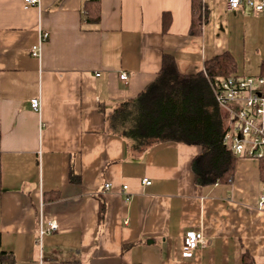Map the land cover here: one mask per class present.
<instances>
[{"label": "crops", "instance_id": "obj_1", "mask_svg": "<svg viewBox=\"0 0 264 264\" xmlns=\"http://www.w3.org/2000/svg\"><path fill=\"white\" fill-rule=\"evenodd\" d=\"M90 1L0 0V252L12 264H242L244 254L264 264L260 162L238 158L231 183H197L201 147L136 155L111 124L156 81L165 54L182 75L226 52L238 76L260 75L264 12L229 11L228 0H99L100 20L88 22ZM41 32L50 38L37 59ZM50 222L58 229L40 239ZM190 231L206 243L184 258Z\"/></svg>", "mask_w": 264, "mask_h": 264}, {"label": "trees", "instance_id": "obj_2", "mask_svg": "<svg viewBox=\"0 0 264 264\" xmlns=\"http://www.w3.org/2000/svg\"><path fill=\"white\" fill-rule=\"evenodd\" d=\"M85 10L86 21L98 22L99 0H91ZM201 10L195 7L191 27L193 34L202 28ZM264 76V62L261 74ZM237 75V61L226 52L205 63L204 71L196 75L177 72L173 56L164 55L163 68L156 79L136 99L111 114L115 133L129 141L131 152L142 155L165 143H182L201 147L202 153L193 162L197 183L214 185L231 183L238 157L224 145L226 117L213 95L210 82ZM264 179V159L260 161ZM75 177L71 181H76ZM105 213L102 203L100 216ZM12 256L0 252V264H12ZM242 264H257L250 254H244Z\"/></svg>", "mask_w": 264, "mask_h": 264}, {"label": "built area", "instance_id": "obj_3", "mask_svg": "<svg viewBox=\"0 0 264 264\" xmlns=\"http://www.w3.org/2000/svg\"><path fill=\"white\" fill-rule=\"evenodd\" d=\"M26 6L41 7L42 0H24ZM248 7L256 13L264 12V0H228L229 11H236ZM48 33L39 36V42L33 46L31 54L34 58L41 59L42 47L49 40ZM127 74L121 75V80L126 81ZM215 100L226 117L227 130L223 143L235 157L257 160L264 159V76L248 75L235 76L226 79H217L210 82ZM31 107L36 113H41V98L31 100ZM145 186L151 185L148 179L143 180ZM111 189L110 184L105 185V190ZM125 186L123 190H127ZM259 210H264V191L260 197ZM58 226L50 222L48 228L42 223L39 225L38 235L42 239L51 234ZM206 243L202 231L187 232L183 239L182 256L191 258L194 252Z\"/></svg>", "mask_w": 264, "mask_h": 264}]
</instances>
